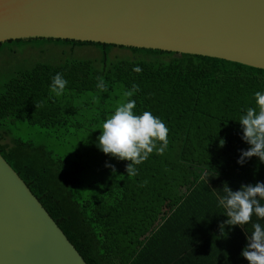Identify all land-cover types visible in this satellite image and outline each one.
Listing matches in <instances>:
<instances>
[{
	"label": "trees",
	"instance_id": "trees-1",
	"mask_svg": "<svg viewBox=\"0 0 264 264\" xmlns=\"http://www.w3.org/2000/svg\"><path fill=\"white\" fill-rule=\"evenodd\" d=\"M32 42L91 45L101 53L102 69L90 60L38 64L17 73L0 92V154L87 264H137L156 230L224 222L218 203L224 188L264 182V162L257 157L237 163L240 150L249 148L237 120L255 106L254 93L264 91V70L199 55L71 40H11L0 49ZM115 48L128 49L135 58L111 64ZM135 66L142 71L134 72ZM56 73L69 82L58 98L49 95ZM97 77L104 78L106 92L97 89ZM134 85L137 113L152 112L170 131L165 153L153 152L132 177L129 161L106 154L94 161L97 149L85 145V136L94 134ZM6 136L10 142L3 143ZM90 168L102 177L84 180ZM252 222L264 225L255 216ZM236 229L246 240L252 224Z\"/></svg>",
	"mask_w": 264,
	"mask_h": 264
},
{
	"label": "water",
	"instance_id": "water-1",
	"mask_svg": "<svg viewBox=\"0 0 264 264\" xmlns=\"http://www.w3.org/2000/svg\"><path fill=\"white\" fill-rule=\"evenodd\" d=\"M53 39L264 70V0H0V44ZM0 264H87L0 154Z\"/></svg>",
	"mask_w": 264,
	"mask_h": 264
},
{
	"label": "clouds",
	"instance_id": "clouds-1",
	"mask_svg": "<svg viewBox=\"0 0 264 264\" xmlns=\"http://www.w3.org/2000/svg\"><path fill=\"white\" fill-rule=\"evenodd\" d=\"M133 71L140 73L142 69L135 66ZM97 81V89L106 92L104 78L97 77ZM68 83L62 73H56L49 86L50 97H61ZM137 91L138 87L134 85L131 90L123 93L126 99L115 107L98 128L101 134L97 144L104 154L129 161L126 171L132 177L138 174L137 166L146 161L153 152L157 155L165 153L169 146L170 131L166 123L152 112L137 113L136 100L132 99ZM254 100L255 106L244 109L237 120L242 128L241 139L249 145L247 150H240L237 163L241 166L252 157L264 162V91H256ZM223 143L221 140V146ZM224 193L222 197H218V203L225 210V223L241 227L252 224V231L246 237L247 245L241 255L249 264H264V225L252 222L253 216L258 221L264 219V182L242 185L236 191L227 186Z\"/></svg>",
	"mask_w": 264,
	"mask_h": 264
},
{
	"label": "crops",
	"instance_id": "crops-1",
	"mask_svg": "<svg viewBox=\"0 0 264 264\" xmlns=\"http://www.w3.org/2000/svg\"><path fill=\"white\" fill-rule=\"evenodd\" d=\"M184 226L156 230L137 264H249L241 255L247 239L236 226L210 220Z\"/></svg>",
	"mask_w": 264,
	"mask_h": 264
},
{
	"label": "rangeland",
	"instance_id": "rangeland-1",
	"mask_svg": "<svg viewBox=\"0 0 264 264\" xmlns=\"http://www.w3.org/2000/svg\"><path fill=\"white\" fill-rule=\"evenodd\" d=\"M101 53L93 46L70 47L66 45H57L54 43L32 42L23 46L3 47L0 49V92L3 85L13 78L17 73L30 70L38 64H48L51 66H61L66 63L80 62L90 60L96 68L102 69L100 63ZM135 58L128 49L115 48L110 54V63L113 64L119 60ZM99 127H95L94 134L88 133L85 136V145L97 149L93 153L92 159L99 161L102 159L103 152L97 147L98 137L101 134ZM26 133V132H25ZM23 133V135L25 134ZM10 142V137L6 136L3 143ZM101 178L95 169H88L84 174V180L91 182L94 178Z\"/></svg>",
	"mask_w": 264,
	"mask_h": 264
}]
</instances>
